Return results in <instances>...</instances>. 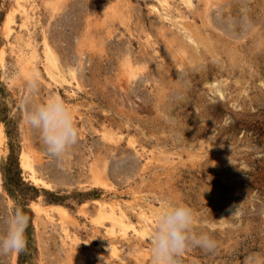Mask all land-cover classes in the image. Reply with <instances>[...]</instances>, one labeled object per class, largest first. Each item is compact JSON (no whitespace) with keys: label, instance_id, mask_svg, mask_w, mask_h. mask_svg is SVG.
Listing matches in <instances>:
<instances>
[{"label":"rangeland","instance_id":"obj_1","mask_svg":"<svg viewBox=\"0 0 264 264\" xmlns=\"http://www.w3.org/2000/svg\"><path fill=\"white\" fill-rule=\"evenodd\" d=\"M190 2L169 0L164 12L158 0H27L36 10L25 21L15 0H0V230L6 205L30 217L26 247L0 264H105L94 246L110 238L96 204L133 193L151 220L162 200L187 204L194 230L216 239L214 251L190 247L180 264L264 262V0ZM43 37L70 84L46 76ZM19 55L35 57L39 97L56 94L73 111L79 137L62 157L24 122ZM23 152L43 184L21 167ZM32 202L68 216L49 222ZM115 240L124 264L150 246L131 229Z\"/></svg>","mask_w":264,"mask_h":264},{"label":"clouds","instance_id":"obj_2","mask_svg":"<svg viewBox=\"0 0 264 264\" xmlns=\"http://www.w3.org/2000/svg\"><path fill=\"white\" fill-rule=\"evenodd\" d=\"M180 70L178 82H185ZM40 75L33 72L25 80V95L20 99L25 124L40 134L48 154L62 157L77 142V128L71 107L58 95L39 97ZM178 89V94L180 93ZM0 230V255L18 253L26 247L29 215L20 207L8 208ZM193 209L181 202L162 200L154 211L149 230L151 264H180V257L190 247L214 251L218 243L207 231L194 230ZM242 264H264L256 254L245 256Z\"/></svg>","mask_w":264,"mask_h":264},{"label":"bare ground","instance_id":"obj_3","mask_svg":"<svg viewBox=\"0 0 264 264\" xmlns=\"http://www.w3.org/2000/svg\"><path fill=\"white\" fill-rule=\"evenodd\" d=\"M190 1L191 0H186V3L190 5L191 4ZM15 2L19 6V9L21 10V14L23 15L25 21H28L30 19L29 12L30 11L35 12L36 8L33 5H30V3L28 4L27 0H15ZM158 3L164 9L165 12V9L169 5L168 4L169 0H158ZM48 6L51 7L53 11H55L56 5H54L53 7V4H48ZM156 8L157 5L156 7H153V9ZM10 22H11L10 17H7L3 28L6 32V38H8L9 36ZM43 42H44V51H45L46 60L48 64L51 67H53V69L50 68L46 69V73H47L46 76L54 84H60V85L65 83L70 84V82L67 81V79L65 78L64 72L61 71L56 66L55 59L47 44L45 37H43ZM4 56H5V51L2 50L0 53L1 63L4 62ZM17 58L20 60L22 64V72L26 77L31 75L33 72H38V70L33 67V60L35 58L34 55L31 56V58L29 59H23L20 55L17 56ZM125 75L127 79L134 78V74L131 72L130 73L127 72V74ZM71 80H75V76L73 72L70 73V81ZM2 140H3V132L0 126V146ZM20 161H21V167L29 172L30 180L32 181V183L38 184V182H40L41 180H39V178L36 176V171L34 168V163H35L34 159H32L28 154L23 152L21 154ZM94 181H95V185H99V186L105 185V182L103 181L102 177L94 176ZM129 198H131L129 201H121L118 200L116 196H114L113 198L109 199L106 202H97L96 204L95 211L98 215V220H101L100 221L101 223L98 222L97 224L98 226L105 228V234L107 235V237L110 238L107 245L94 246L96 252L101 255L105 264H124L122 260L123 254L121 253V250L117 245L118 241L116 242L115 239L119 236L124 237L128 229H131L135 236H139L143 239L145 238L150 239L149 230L152 224L151 216L143 208L132 204L134 202H137L138 200L136 193L129 195ZM33 205H35V207H33ZM31 208L36 213V215L43 214L45 218L49 220V222L50 221L53 222V217H52L53 214L58 215L61 218L68 216L66 209L60 205H49L47 207L44 206L42 207L38 202H32ZM126 210L135 211L137 215V224H133V222L128 218ZM105 220L107 222V226L102 225V221ZM64 235L66 236V238L69 239L66 230H64ZM71 246H72L71 250L76 251V247H77L76 240L71 241ZM149 249L150 246H148L147 248H145L144 250L138 253V255L136 256V264H145V263L151 264V254ZM105 256H108V258H104Z\"/></svg>","mask_w":264,"mask_h":264},{"label":"snow or ice","instance_id":"obj_4","mask_svg":"<svg viewBox=\"0 0 264 264\" xmlns=\"http://www.w3.org/2000/svg\"><path fill=\"white\" fill-rule=\"evenodd\" d=\"M33 207H35V205H33Z\"/></svg>","mask_w":264,"mask_h":264}]
</instances>
